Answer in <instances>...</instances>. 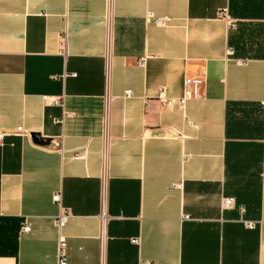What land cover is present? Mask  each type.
<instances>
[{"label": "crops", "instance_id": "crops-1", "mask_svg": "<svg viewBox=\"0 0 264 264\" xmlns=\"http://www.w3.org/2000/svg\"><path fill=\"white\" fill-rule=\"evenodd\" d=\"M18 127L0 264H58L60 235L67 264H264V0H0Z\"/></svg>", "mask_w": 264, "mask_h": 264}, {"label": "built area", "instance_id": "built-area-1", "mask_svg": "<svg viewBox=\"0 0 264 264\" xmlns=\"http://www.w3.org/2000/svg\"><path fill=\"white\" fill-rule=\"evenodd\" d=\"M157 23H161L160 20L156 21ZM227 54L228 56L232 54L231 50L228 49L227 50ZM234 63L236 65H242L243 61L240 60H235ZM72 75H65V77H69ZM199 82L195 81V80H190V79H186L184 81V93H183V97L182 99L179 100V103H183L185 99L192 97V96H196L197 93V86H198ZM126 95H128V93H126ZM23 134V130L18 127L16 129H13L11 131H0V145H2L5 137L7 136H20ZM102 188H101V202L102 204L104 203V179L102 178ZM52 201L54 203H60V195L56 194L52 197ZM235 206L234 200L231 198H223L220 202V207L221 209H231ZM240 212L243 213V210L240 209ZM69 218V212L66 210H62L56 217L55 219V225L58 228L59 231H61L63 229V227L65 226L67 219ZM245 227L247 229H253L254 228V223L252 222H248V221H243ZM29 226L27 224L23 225L22 227V232L23 233H27L29 232ZM133 244H138V241L136 239H133L131 241ZM57 260H58V264H67V259H66V241L64 236L60 235L58 238V244H57ZM139 264H150L148 262H141Z\"/></svg>", "mask_w": 264, "mask_h": 264}]
</instances>
